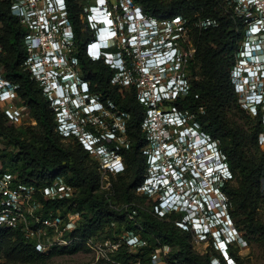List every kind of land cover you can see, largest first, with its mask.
<instances>
[{
    "label": "built area",
    "instance_id": "2783aa9c",
    "mask_svg": "<svg viewBox=\"0 0 264 264\" xmlns=\"http://www.w3.org/2000/svg\"><path fill=\"white\" fill-rule=\"evenodd\" d=\"M2 1L10 4L12 13L27 28L25 68L56 110L60 133L66 137L77 135L92 155L105 154L101 168L104 175L122 173L126 169L122 156L104 146L100 140L103 134L100 137L84 128L89 123L102 121L110 113L115 114L120 121L115 117L112 119V127L105 131V138L128 144L130 141L123 139V135L130 115L110 111L102 96L92 90L91 82L84 77L67 0ZM84 1L90 3L84 15L86 26L93 35L86 41L85 55L93 61L103 60L115 70L114 85L120 88L134 86L139 101L146 107L142 128L148 144L147 172L137 191L157 200L153 213L159 217L168 212H185L176 224L190 228L197 241L212 237L226 264H235L228 249L234 242L241 244L243 235L231 215L222 216L217 210L218 205L228 210L227 197L221 186L233 177L232 170L219 142L198 123H190L193 114L171 104L190 92L194 79L191 70L198 50L193 33L197 29L217 26V19L203 18L199 14L194 20L181 14L157 18L135 0ZM225 1L232 16L241 20L245 30L236 51L232 81L248 109L257 114V108L247 101L250 92L246 85L262 83L258 97L264 98V0ZM101 35H104L103 39ZM187 37L193 38L191 45L187 44ZM253 68L259 69L260 73L249 77L248 72ZM17 95V85L0 70V106L14 122L21 119V110L14 102ZM92 100L102 102L101 108L92 106ZM161 172L170 182L168 186L173 193L184 198L185 206L159 196L158 187L161 186L157 178ZM76 191L77 188L62 176L46 183H23L0 160V231L19 228L43 253L81 244L95 247L92 237L83 239L78 234L79 225L67 214L70 210L64 202ZM47 201L51 203L49 206ZM58 202L62 203L54 208L52 205ZM125 210L135 219L136 211L130 206ZM190 213L196 216L190 218ZM219 216L228 226L232 225L228 231L225 227L220 228L227 232L225 237L218 229ZM136 224L140 225L139 222ZM122 233V238L112 243L114 249L126 243L130 252L138 253L141 246L148 244V240L133 230L126 229ZM98 249L100 253L102 246ZM160 251L167 255L170 246L161 245Z\"/></svg>",
    "mask_w": 264,
    "mask_h": 264
},
{
    "label": "trees",
    "instance_id": "16d2710c",
    "mask_svg": "<svg viewBox=\"0 0 264 264\" xmlns=\"http://www.w3.org/2000/svg\"><path fill=\"white\" fill-rule=\"evenodd\" d=\"M81 1L84 0H67V3L76 34V53L84 77L91 82L92 90L102 96L110 111L120 110V113L130 115L126 121L125 132L126 140L130 141L128 144H121L115 140L108 141L101 137L102 134L98 135L109 151L117 152L125 158L127 169L112 177L113 187L119 191L122 201L127 202L131 210L136 211L135 219H132L126 210L121 211L113 207L111 199L106 196L107 192L101 189L99 166L94 160L95 155L91 154L77 135L66 137L58 130L56 110L43 94L39 83L25 68L27 56L24 36L27 28L12 13L10 4L2 0L0 44L4 48V53L0 54V66H3L6 76L17 85V92L28 103L38 125L18 124L12 121L0 106V160L11 162L9 170L23 183H46L49 179L62 176L68 183L74 185L77 188L76 193L64 203L75 211L73 220L82 216L83 221L77 232L83 239L92 237L106 226L118 222L116 232H121L124 228L133 230L143 239H149L148 244L141 246L138 253L130 252L126 243L121 247L122 253L135 261L139 260L141 264H153L149 253L156 245L176 248L171 250L164 264L184 262L213 264L210 253L203 256L192 249L193 231L176 224L178 219L183 218L185 212H168L165 216L159 217L153 213V205L157 200L136 193L135 190L144 181L147 172V154L143 151L147 140L142 128L146 107L139 101L134 86L128 91H119L120 87L112 84L115 70L103 60L93 61L85 55L86 41L93 35L87 26L84 29L80 17L83 11ZM135 2L157 18L181 14L194 20V11L198 10L197 14L200 17L217 19V26L197 29L195 32L194 39L198 47L195 58L199 64V75L194 73L193 77L197 78L193 79L188 95L179 96L171 104L183 112L193 114V122L198 123L203 131L220 141L219 146L232 173L237 175V178L239 173L240 177L239 186L230 183L229 179L221 186L226 197L234 199L233 207L227 199L229 212L236 218L237 227L238 218L244 216L248 229L253 233H259L260 238L264 240V223L256 221L254 216L259 206L260 189L264 181V154L257 161L252 159L246 147L251 137L257 141L263 133L264 112L259 106L257 123L248 132L234 126L227 111L240 97L232 81V69L239 41L245 33L241 20L232 16L231 8L225 0H135ZM195 62L193 68L196 67ZM64 138H69L70 141L67 142ZM133 200H137L139 206L132 204ZM46 203L48 206L51 204L48 201ZM60 203L62 202L52 206L56 208ZM81 246L83 245L69 249ZM63 249L68 248L61 250ZM57 250L60 249H53L49 253L38 251L34 242L19 228L0 231V251L9 256L13 254L27 261H36ZM141 255L143 259H140Z\"/></svg>",
    "mask_w": 264,
    "mask_h": 264
},
{
    "label": "rangeland",
    "instance_id": "374dc122",
    "mask_svg": "<svg viewBox=\"0 0 264 264\" xmlns=\"http://www.w3.org/2000/svg\"><path fill=\"white\" fill-rule=\"evenodd\" d=\"M80 5L83 7V11L81 12L80 17L84 25V29H86L85 15L83 12H86L90 3H88L87 1H81ZM197 13H198V10L197 11L195 10L194 15H196ZM193 36H195V33H193ZM192 39L193 38H189V37L185 38L188 45L192 44L193 42ZM3 53H4V48L2 46L1 54ZM194 62H195L196 67H194L191 70V73L192 75H195L194 73L196 72V74L199 75V64H198L197 59L193 61V65H194ZM0 70L1 72H4L2 65L0 66ZM194 78H197V77L194 76ZM130 89L131 87L127 86V87L120 88L119 91H128ZM14 102L17 105V107H19L21 110V119L18 120L16 123L18 124L25 123L29 126H37L38 125L37 120L34 117L24 97L18 93L16 100ZM119 111H116V112H119ZM227 111L229 112L228 117L230 118L231 123H233V125L238 127L239 129H245L246 131L250 132L257 123L256 116L259 113L255 114L253 109H248L245 103V99L243 97L242 98L239 97V100L234 101L232 106L230 108L228 107ZM261 111L264 112V107L261 108ZM114 117L116 120L120 121L119 117H117L115 114L110 113L109 115L105 117V119H103L102 121L98 123L87 124L86 128L84 129L87 130V132L89 131L90 133L94 132V134H103V138L105 139V131L112 127L111 123ZM193 121H194V117H192V120L190 119V123H192ZM124 138H127V136L123 135V139ZM253 138L254 137H251L249 141H247L246 147L247 149H249V155L252 157V159H256L257 161H259L264 154V132L259 136L257 141H255L256 139L253 140ZM64 140L67 142L70 141L69 138H64ZM67 142L65 143L68 144ZM147 149H148V144L146 143L143 146V151L145 154H146ZM95 158L96 159L94 160L97 161V164L99 166L98 169L100 173L101 189L107 192L106 196L111 199L113 207L121 211L122 210L124 211L129 206L127 202L122 201L119 191H116L115 188L113 187L112 177L113 176L116 177L117 174L113 175V174L105 173L104 175L102 173L101 168L103 165V159H105V154L96 155ZM122 159L124 160V163L127 169V163L125 161V158L122 157ZM2 163L6 167L11 166L10 165L11 162L8 160L7 162H4L2 160ZM229 180H230V183L236 186H239V182H240L239 173H238V178H237V175H234ZM260 190H261V193H260V199H259V206L254 216L256 218V221L264 223V181L262 182ZM135 191L137 194L141 195L137 190ZM227 199L229 200V202L231 203V206L233 207L234 199L233 198L231 199L230 196H227ZM131 203L139 206V203H137V200H133ZM67 207L70 210V213H67V214L73 217L75 215V211H73L70 205ZM228 208H230V206ZM228 211L230 210L228 209ZM235 219L236 218L232 217L234 225L237 227V223ZM82 221H83L82 216H79L77 220H74V222L77 225H80ZM238 222H239V225L237 228L239 230V233L243 235L244 240H242L243 242L241 244H237L236 242L232 243L228 249L230 254L236 260L235 264H264V240L260 238L261 236L259 233H253L251 230L248 229L247 221L244 220V216L239 217ZM114 224L115 225L106 226L104 229L100 230L96 235L92 236L96 248L91 247L89 245L82 244L83 246L75 248V249L68 248V249H63V250L60 249V250L54 251L50 253L49 255H47L46 257L40 258L39 260H36V261H27L13 254L9 256L4 251H0V263L3 262L5 264H137L139 260L135 261L133 258H129L124 253H122L121 247L123 246V244L118 249H114L112 243H114L115 239L122 238V235H123L122 232L124 231V228H123L121 232H116L115 230L118 227V222ZM13 238L15 239L16 237L14 236ZM191 245H192V249L196 253H199L200 255L206 256L207 253H210L212 256L211 263L213 264L226 263V260L223 257V253L221 252V249L218 247V244L216 243L214 239H206V240L197 241L195 239V236L193 235V237H191ZM99 246H102V251L100 253L98 249ZM173 249H176V248L171 246L170 252ZM169 254L165 255L163 252L160 251V245L159 246L156 245L155 249L149 253V256H151L153 264H164L165 259H167ZM140 259H143L142 255ZM138 264H141V262ZM182 264H193V263L184 262Z\"/></svg>",
    "mask_w": 264,
    "mask_h": 264
},
{
    "label": "clouds",
    "instance_id": "9594fccd",
    "mask_svg": "<svg viewBox=\"0 0 264 264\" xmlns=\"http://www.w3.org/2000/svg\"><path fill=\"white\" fill-rule=\"evenodd\" d=\"M260 73V70L257 69V68H253L251 69L249 72H248V75L249 77H251L253 74H259ZM261 86H262V83H259V82H250L249 84L246 85V88L249 90L250 92V98L247 100L248 103L250 104V106L252 107H256L257 110L260 106V108H262L264 106V98L261 99L260 97H258V92H261ZM91 105L93 106H98L99 108H101L102 106V102L101 103H96L94 100H92L91 102ZM218 170V169H217ZM219 173L221 172L220 170H218ZM161 177L162 180H158V178ZM157 178V182L159 183V185L161 187H158V194L159 196L163 199V198H168L169 199V202L171 203H177L178 205H184L185 204L183 203L184 202V198L182 197H178L176 194L173 193V190L168 186L169 185V181H167L165 179V174L163 175V173L161 172V174L158 176ZM191 209H194L192 208L191 206H189ZM217 210L221 213V215L223 216V214H228V215H231L230 212L225 209L223 206L221 205H218L217 206ZM194 216H196V214L194 213H190V218H193ZM222 216H219V223H217L218 225V229L220 230V228H226V231L229 230L231 226H228L225 221L222 219ZM201 222L204 221V217L201 218ZM221 233L223 232L222 230H220ZM223 235L224 237L227 235V232H223Z\"/></svg>",
    "mask_w": 264,
    "mask_h": 264
},
{
    "label": "bare ground",
    "instance_id": "6f19581e",
    "mask_svg": "<svg viewBox=\"0 0 264 264\" xmlns=\"http://www.w3.org/2000/svg\"><path fill=\"white\" fill-rule=\"evenodd\" d=\"M108 34L106 33L105 34V37L107 38ZM102 39L104 38V35H101Z\"/></svg>",
    "mask_w": 264,
    "mask_h": 264
}]
</instances>
